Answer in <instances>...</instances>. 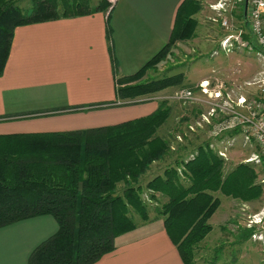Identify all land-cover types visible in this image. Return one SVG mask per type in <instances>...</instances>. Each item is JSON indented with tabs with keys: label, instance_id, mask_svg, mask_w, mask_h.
<instances>
[{
	"label": "trees",
	"instance_id": "trees-1",
	"mask_svg": "<svg viewBox=\"0 0 264 264\" xmlns=\"http://www.w3.org/2000/svg\"><path fill=\"white\" fill-rule=\"evenodd\" d=\"M21 1L0 0V75L18 26L110 7L108 0L95 5L89 0H29V6H21ZM202 8L200 0H184L168 46L121 80L118 98L130 100L182 79V73L150 80L144 76L167 61L177 43L194 38ZM244 16L247 19L241 7L240 19ZM244 38L250 39L248 33ZM170 111L162 103L150 115L110 126L0 135V228L47 214L59 224L58 232L31 254L29 264H93L114 249L119 235L136 228L135 213L144 222L151 219L140 179L154 160L170 152L169 139L159 133ZM176 164L184 168L179 172L170 166L146 187L170 197L156 210L165 217L186 263L196 264L198 245L211 231L209 220L220 205L214 193L253 201L263 195L264 187L253 163L238 164L225 174L224 159L209 144L199 146L192 159L180 158ZM182 171L190 180L187 185L181 181ZM120 184L124 187L118 192ZM245 230L246 239L252 238L254 229Z\"/></svg>",
	"mask_w": 264,
	"mask_h": 264
},
{
	"label": "crops",
	"instance_id": "crops-1",
	"mask_svg": "<svg viewBox=\"0 0 264 264\" xmlns=\"http://www.w3.org/2000/svg\"><path fill=\"white\" fill-rule=\"evenodd\" d=\"M183 2L184 0H117L107 11L18 26L9 58L0 75V135L85 130L115 125L153 113L158 107L154 102L118 106L117 102L121 100L118 98V88L121 80L137 73L168 46L178 9ZM204 8L196 15L199 22L197 28L204 23V20L200 21ZM206 11H210L208 17L215 13L211 9ZM241 21L240 14L235 11L232 22L236 31L246 29L245 16ZM224 34L206 35L196 32L192 40L197 42L200 49L198 53L207 55V50L203 53L201 50L214 43L220 45ZM209 50L210 58L215 63L189 82L190 87L199 91L203 87L209 90H234L236 94L249 97H252V92L255 93L253 96H259L258 86L254 84L256 86L250 88L252 85H248L264 69V65L259 66L260 58L256 54L254 56L239 51L217 57L219 53L213 55L214 49ZM238 65L241 67L237 70ZM154 71V68L148 69L145 79H152L150 76ZM237 71L239 73H234ZM205 110L204 106L192 105L183 115L191 121ZM225 135L237 138L242 134L234 131ZM211 139L210 142L206 140L195 146L194 155L198 153L199 146L209 144L220 156L216 147H220L221 142L217 138ZM187 159L188 157L184 158ZM226 160L224 159V165L227 166ZM181 164H168L156 176L162 175L170 166H176L180 172L184 168ZM181 175L182 183L187 185L190 180L185 171ZM156 176L149 177L147 183ZM221 194L230 197L228 207L232 201H240L233 195L217 191L214 193V197L220 200L217 210L222 206ZM156 195L164 202L170 199L157 192ZM155 214L148 221H139L135 229L119 235L115 239L114 249L93 264H187L178 244L167 230L165 217L158 215L156 209ZM232 216L233 213H227L217 224L212 223L211 217L209 223L212 229L205 239L214 232L215 225L221 229L216 232L219 235H216L218 241L227 238L231 233L229 224L237 223L231 219ZM58 230V221L50 214L31 217L0 228V264H29L34 250ZM203 241L198 245L199 255L196 261L208 264L205 255L200 253L208 248L202 244ZM255 243L259 244L261 251L260 243ZM244 255L242 256L249 260V253V256ZM225 257L223 254L221 262L227 264ZM209 264H213L212 261Z\"/></svg>",
	"mask_w": 264,
	"mask_h": 264
},
{
	"label": "rangeland",
	"instance_id": "rangeland-1",
	"mask_svg": "<svg viewBox=\"0 0 264 264\" xmlns=\"http://www.w3.org/2000/svg\"><path fill=\"white\" fill-rule=\"evenodd\" d=\"M93 5L97 4L100 0H89ZM218 0H200L203 7H205V12L202 16H200V21L202 22L204 20V23H201L199 25V28H197L196 32L199 34H206V35H213L218 34L222 35L225 30L220 26L219 23L212 21L210 18L212 17H218V11H214L215 13H211V16H207V14L210 13L209 5L211 3H215ZM29 0H22L20 2L21 6H29ZM110 4V3H109ZM203 9V8H202ZM237 12L238 14H241V9L235 7L231 12L228 13V16L230 17L232 21V14L234 12ZM240 22L241 19H240ZM234 24V22H233ZM241 24V23H240ZM198 26V25H197ZM246 29L243 30L245 32L247 30V25H245ZM234 28V26H233ZM234 32H237L236 29ZM213 43V42H212ZM197 42L193 41L192 39L187 40L186 42H179L177 43L175 49L173 50V53H171V57L158 65L159 69L156 67L154 68V73L151 74V78H160L163 76H174L175 74L182 73L183 76L182 79L175 85L168 86L167 88H164L162 90H158L152 93L146 94L147 98H151V96L158 95V96H172L176 91L181 90L183 88H193L190 87L189 82H192L194 79H196L201 73H204L209 68H211V65H213L214 59L210 58L209 52L211 48H213V51H219V56H223L225 53L222 52L220 45H216L214 43L213 46H210L209 48L202 49L201 53L207 50L208 54L200 55L198 53V45H196ZM195 48V51L193 52V49ZM243 52L254 55V52L248 51V50H242ZM235 52H239L236 50ZM255 56V55H254ZM217 60V59H216ZM215 60V61H216ZM264 65V61L260 59L259 66ZM236 64L234 65V67ZM258 66V64H257ZM240 65H238L237 70L240 69ZM263 71H260L257 76H255L251 82L254 81L255 78L259 77L260 74ZM234 73H239L234 72ZM145 78V76H144ZM252 85L249 86L252 88L253 86H256L254 84H248ZM197 93H201L199 90L193 88ZM258 89V88H257ZM226 91V90H225ZM224 91V92H225ZM259 92V89H258ZM251 92V95L253 96ZM137 98V97H136ZM133 98V99H136ZM125 100H119L122 101L120 103H117L118 106H128L130 104H144V103H150L154 102L158 104V107L164 103L166 106H169V109H171L169 113V118L167 122L160 128L159 133L162 136H166L169 139V142L171 144L172 141V147L169 146L170 152H166V154L158 160H154L150 168L140 179V184L142 185V194L141 197L143 201L146 202V204L149 206L150 210V218L155 217V209L160 208L162 204L164 203V200H161V197H157L156 192L151 191L149 188L146 187V183L149 177H152L153 175H157L159 173L158 171L163 170L167 167L168 164H176L177 160H180L179 157L187 158L188 160L192 159L194 157V147L202 142H206L208 140L209 142L212 141L211 137H214L212 134L213 129L215 128L214 125H217L221 119L222 116H226L225 114H221L218 116L217 122L212 119L211 123L202 122L203 127H196V124L198 121H200L199 116H197V119L194 118L190 121L184 117L185 110L189 107V105H182L181 103L175 101H172L170 99H164L159 98V100H149L146 102H137V103H131ZM157 107V109H158ZM156 109V110H157ZM155 110V111H156ZM183 115V116H182ZM217 118V117H216ZM222 122V121H220ZM190 126H194L196 128L195 131L190 129ZM238 131V130H237ZM238 133H240L238 131ZM241 134V133H240ZM181 136L182 139H177V136ZM223 138H217V140H221ZM189 141V142H186ZM221 146L216 147L218 151L224 150L227 153L228 160L226 165H223V170L227 171L224 172L225 174H228L231 172L238 164L241 163H253L257 167V170L259 171L258 176V182L260 181V178L264 175V160L262 157L264 156V153L260 149V147L255 142H246L243 135L238 136L237 138H234L231 140L230 143H226L225 139L220 141ZM169 144V145H170ZM218 145H220L218 143ZM226 148V150H225ZM255 158V161H250V159ZM233 167V168H232ZM231 170V171H230ZM121 189H119L118 192L122 191V188L124 187V184H120L119 186ZM220 194V193H219ZM154 195V197H152ZM263 195L253 200L252 202H242L240 201H232L231 204H229L228 207V201L230 200V197H227L223 194L220 195V199L222 201V206L216 211L214 216L212 217V223L217 224L219 220L223 219L224 216L228 213H233V216L231 219L235 220L237 223H230L228 226L230 227L229 231L231 230L230 235L228 234L225 239H221L218 241V234L216 232L221 229L216 226V228H213L214 232L210 233L207 239H204L202 244H205L208 246L203 252H200L205 255V261L209 264V262L212 261L213 264L215 263H225L221 262V259L223 258V254L226 255V260L228 261L227 264H242L247 263L250 261L251 264H264V261H262V258H264V255L259 249V244H256L251 237L249 239H245L247 232L246 230L242 229V226H239L238 220L242 219V206L245 207L246 211H249L252 213L253 211L256 212L260 206H261V200ZM154 210V211H153ZM134 211V210H133ZM135 212V211H134ZM240 216V217H239ZM134 220L139 223V221H142V218L140 215L135 213V216H133ZM232 224V225H231ZM232 226V227H231ZM215 235V236H214ZM216 235H218L216 237ZM216 237V238H215ZM224 238V237H223ZM227 239V240H226ZM219 242V243H218ZM217 244H219L217 246ZM219 249H218V248ZM249 253V255H247ZM249 256V260L244 258L242 255ZM199 255V254H198ZM198 255L195 254V259L198 258ZM244 255V256H245ZM220 259V261H218ZM231 260V261H230ZM196 264H200L197 263Z\"/></svg>",
	"mask_w": 264,
	"mask_h": 264
},
{
	"label": "built area",
	"instance_id": "built-area-1",
	"mask_svg": "<svg viewBox=\"0 0 264 264\" xmlns=\"http://www.w3.org/2000/svg\"><path fill=\"white\" fill-rule=\"evenodd\" d=\"M112 8L117 0H108ZM246 0H218L209 5L213 11H218V17L210 18L217 22L225 30V34L220 40V47L224 53L229 54L236 50H248L254 52L260 59L264 61V0H249L247 9V30L239 29L234 32V24L231 21L228 13L235 7L245 10ZM244 33H248L250 39L244 38ZM219 51H214L218 54ZM248 84H256L259 89V96H246L244 94H236L234 90L220 91L219 89L209 90L203 87L197 93L193 88H183L176 91L172 96H158L154 95L147 98L146 95L137 97L136 99L127 100L131 103L146 102L149 100H159V98L170 99L177 101L182 105H201L206 108L204 112L199 115L200 121L197 122L196 127H203L202 122L211 123L212 119L222 116L220 121L214 125L212 131L214 137L225 139L226 143H230L235 137L233 135L226 136L228 132L239 131L246 142H255L264 153V69L259 77L255 78L253 82ZM122 101H118L120 103ZM196 120V119H195ZM217 122V121H216ZM190 129L195 131L194 126ZM224 135V136H223ZM177 139L181 140L179 135ZM172 147V141L170 144ZM213 147V146H212ZM226 150V148H225ZM218 154L228 159L226 151H218ZM255 158L250 161H255ZM260 183L264 184V175ZM242 219H239V226L248 229H254L252 239L260 243L261 252L264 255V199L261 201V206L256 212L250 213L242 206Z\"/></svg>",
	"mask_w": 264,
	"mask_h": 264
},
{
	"label": "water",
	"instance_id": "water-1",
	"mask_svg": "<svg viewBox=\"0 0 264 264\" xmlns=\"http://www.w3.org/2000/svg\"><path fill=\"white\" fill-rule=\"evenodd\" d=\"M248 3H249V0H246V2H245V10H244L245 15L247 14Z\"/></svg>",
	"mask_w": 264,
	"mask_h": 264
}]
</instances>
